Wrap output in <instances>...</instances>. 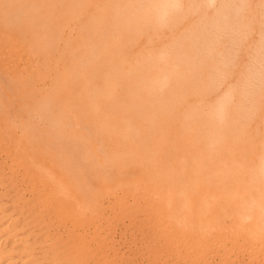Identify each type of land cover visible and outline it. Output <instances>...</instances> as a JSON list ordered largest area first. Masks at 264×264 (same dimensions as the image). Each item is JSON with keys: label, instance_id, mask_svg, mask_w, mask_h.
Instances as JSON below:
<instances>
[{"label": "bare ground", "instance_id": "obj_1", "mask_svg": "<svg viewBox=\"0 0 264 264\" xmlns=\"http://www.w3.org/2000/svg\"><path fill=\"white\" fill-rule=\"evenodd\" d=\"M1 1L0 264L133 263L122 215L154 264H264V0L185 7L174 37Z\"/></svg>", "mask_w": 264, "mask_h": 264}, {"label": "rangeland", "instance_id": "obj_2", "mask_svg": "<svg viewBox=\"0 0 264 264\" xmlns=\"http://www.w3.org/2000/svg\"><path fill=\"white\" fill-rule=\"evenodd\" d=\"M45 1H48V2H46L47 4L46 3L42 4V2H45ZM45 1L42 0V2H41V4L43 5V8L46 7V5H49L51 0H45ZM69 2H70V4H73V6H74V4H76V5L85 4L87 10L82 14L84 21H86L88 19L93 20V18H92L93 16H95L97 20L102 19L104 21H109V20H111V15L115 14V16H117L119 14L117 17H115L117 21L134 20V21H140L141 24H143L146 27L155 26V25L159 26L160 30L161 31L163 30L164 37H174L176 35L175 33H169L167 31V28L169 26H171L172 24H175L174 28L176 29V31L179 32L180 30L185 29V21H200V19H197L196 16H192L190 18L185 19V7H191L192 9L205 8L208 10L210 9L212 12H214V11L220 10V8L224 4H227L229 6L242 4L241 2H238V0H236L235 2L234 1L230 2V0H228V1H226V0H206L205 2L193 0L192 3L190 1H187V0H178V2H177L178 8H176L174 10H168L167 12L164 13L163 9L161 7L162 5L160 6V4L158 2H155L154 0H69ZM77 2H79V3L77 4ZM0 3H1L0 8L2 6H5L2 1ZM198 4H200V5H198ZM36 5L37 4H34V6H36ZM203 5H205V6H203ZM199 6H201V7H199ZM44 10H45V8H44ZM44 10H43V12H44ZM116 13H118V14H116ZM127 16H129V17L131 16L133 18L129 19V18H127ZM191 18H193V19H191ZM215 20L216 19H207V20L204 19V21H215ZM201 21H203V19H201ZM63 23H65V22H63ZM63 23L58 22L56 24V26L60 25V26H57V28L60 27L59 29H61V30L54 28V27H56L54 24V26H53L54 30L51 29L54 31V32L52 31L54 33V35L59 36V34L64 33V35H63V37H64L69 33V32H67V30L69 28L67 25H69L70 23L69 24L67 22L65 23L67 27L64 26L65 24H63ZM61 25L64 26V28H63L64 32L63 33H61L62 32ZM56 29L60 32V33L58 32L59 34H56L57 33V32H55V31H57ZM51 30H50V34H52ZM68 31H70V29ZM149 31H151V28L149 29ZM144 35H146V34H144ZM6 70L11 71L12 68L7 66ZM25 195H26L25 198H28V196L30 195V192L25 191ZM106 204H108V205H106ZM112 206H113L112 203H109V202H105V204L103 205L104 210L106 212H109V211L111 212L113 209ZM128 218H129V220H128ZM119 222H121V223H119ZM112 225L110 228L111 231L109 229L108 232L111 235V237L114 239V241L116 240L115 241L116 242L115 247L116 248L120 247L123 250V252H125L126 254H128V253H129V255L131 254L130 256L127 255V256H129V258H132V259L137 258L136 261H134L133 263H130V264H134V263L135 264H154L155 261H152L151 259H149V257L145 256V253L148 252V248L147 249H141L142 242L144 241L145 234L147 233L146 230H144V229L143 230H137V229L133 228L132 217L124 216V215H122L120 217V219L114 221L112 223ZM129 228H130V230H129ZM127 231L130 233V235ZM128 239H130V240H128ZM138 241H140V242H138ZM150 248H152V246H150ZM135 249H138L137 252H134Z\"/></svg>", "mask_w": 264, "mask_h": 264}]
</instances>
